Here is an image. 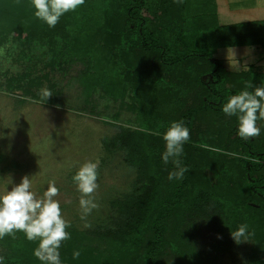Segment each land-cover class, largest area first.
I'll use <instances>...</instances> for the list:
<instances>
[{
	"label": "trees",
	"instance_id": "obj_1",
	"mask_svg": "<svg viewBox=\"0 0 264 264\" xmlns=\"http://www.w3.org/2000/svg\"><path fill=\"white\" fill-rule=\"evenodd\" d=\"M34 12L31 0H0V33L28 45L41 41L58 62L67 43L71 55L89 60L86 74L95 71L106 94L128 105L138 102L139 128L120 127L112 144L150 183L112 204L116 216L108 228L93 234L67 229L64 264H222L246 242L232 237L240 225L248 226L252 243L241 264H264V132L244 141L237 118L222 112L247 84L264 86V70L252 65L231 72L214 59L223 48L264 49V23L221 26L215 0H158L155 6L85 0L54 28ZM116 21L120 35L110 30ZM174 121L184 122L191 140L179 158L187 168L183 179L170 181L178 169L161 159L162 137ZM25 237L17 232L0 239L5 264H40L33 255L38 242Z\"/></svg>",
	"mask_w": 264,
	"mask_h": 264
},
{
	"label": "rangeland",
	"instance_id": "obj_2",
	"mask_svg": "<svg viewBox=\"0 0 264 264\" xmlns=\"http://www.w3.org/2000/svg\"><path fill=\"white\" fill-rule=\"evenodd\" d=\"M144 1L150 6L158 2ZM119 28L116 21L110 30L120 35ZM11 36L0 33V193L28 176L32 191L42 197L53 182L59 188L55 199L70 230L93 234L100 227L108 228L116 216L112 204L150 186L140 178L137 167L127 162L125 151L112 144L120 127L139 128L135 120L139 103L128 105L106 94L95 79L97 73L86 74L89 60L71 55L67 43L60 48L58 62L43 42L28 45L22 37L14 41ZM256 49L223 48L214 59L231 72L249 70L252 65L264 70V62L257 63ZM120 71L127 74L126 69ZM45 91L52 93L48 100L43 97ZM114 113L117 120L110 119ZM89 161L98 163L99 187L93 194L97 207L86 213L72 177ZM251 246V242L242 243L236 255L225 256L222 264H241ZM4 252L0 246V255L5 257Z\"/></svg>",
	"mask_w": 264,
	"mask_h": 264
},
{
	"label": "clouds",
	"instance_id": "obj_3",
	"mask_svg": "<svg viewBox=\"0 0 264 264\" xmlns=\"http://www.w3.org/2000/svg\"><path fill=\"white\" fill-rule=\"evenodd\" d=\"M35 9L34 16L54 28L61 17L76 11L85 4V0H31ZM178 3L182 0H177ZM247 89H253L249 91ZM51 92L45 91L43 97L48 100ZM222 112L238 121L237 135L244 141L259 137L264 132V86L249 83L245 90L229 97L223 105ZM166 151L161 159L165 164L171 160L177 171L170 172L168 179L182 180L187 168L181 167L180 157L184 154V145L191 140L190 129L183 121H174L163 134ZM98 163L89 161L83 164L72 177L77 190L81 193L80 206L86 213L97 207L93 194L98 185ZM59 188L50 182L42 197L32 191V181L24 176L21 182L0 193V239L15 236L23 232L29 241H38L33 255L40 264H64L60 249L64 241L71 239L67 230L70 223L64 218L60 202L55 199ZM250 232L247 225H240L232 231L235 243L249 241ZM80 252H73V259L78 260ZM0 264H5V257L0 255Z\"/></svg>",
	"mask_w": 264,
	"mask_h": 264
},
{
	"label": "crops",
	"instance_id": "obj_4",
	"mask_svg": "<svg viewBox=\"0 0 264 264\" xmlns=\"http://www.w3.org/2000/svg\"><path fill=\"white\" fill-rule=\"evenodd\" d=\"M221 26H230L247 22L264 23V0H215ZM224 21V22H223ZM257 48L258 64L264 62V49ZM264 65V64H263Z\"/></svg>",
	"mask_w": 264,
	"mask_h": 264
}]
</instances>
